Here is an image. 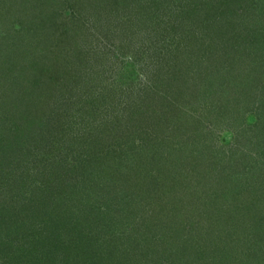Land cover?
Returning a JSON list of instances; mask_svg holds the SVG:
<instances>
[{
	"label": "trees",
	"instance_id": "obj_1",
	"mask_svg": "<svg viewBox=\"0 0 264 264\" xmlns=\"http://www.w3.org/2000/svg\"><path fill=\"white\" fill-rule=\"evenodd\" d=\"M38 1L44 8L54 10L47 19L50 24H56V9L71 8L74 34H82L83 25L95 28L99 24L107 30L114 23L115 31H108L106 37L113 39L118 35L124 40L118 43L119 47L129 49V54L134 55L133 61L127 64L134 66L136 61L142 62L140 76L136 71L129 75L113 74L112 67L110 76H106V69L110 71L106 56L113 42L103 47L83 38L77 39L69 52L72 56L85 57L77 66L82 65L87 72L74 71L76 57L69 56L70 60L62 63V69L60 65L57 69L50 66L31 69L28 72L31 78L25 77L27 67L20 69L16 81L27 80V85L34 84L37 88L40 80L42 85H49L56 79V88L49 92L43 89L41 95L60 103L58 112L54 109L56 120L71 123V118L81 113L84 120L80 130L91 123L94 132L102 135L116 127L108 121L110 113L132 117L136 125L131 129L134 135L129 136V125L123 128V134L130 140L128 143L137 148L132 150L133 157L125 149L119 151L118 146L90 161L73 152H60L59 159L45 158V155L41 159V150L21 153L24 142L29 137L35 139L31 127L19 128L11 138L0 135L3 147L14 152L4 154L0 163L5 169L0 170V264L110 263L113 249L93 246L99 237L81 229L78 238H73L64 229L72 207L79 201L89 218L102 213L100 207L96 212L91 205L94 192L97 193L95 186L111 197L114 189L121 190V199H113L111 205L109 213L113 218L116 213L120 218L125 216L124 220L132 223L134 231L143 225L146 230L154 227L155 234L149 230L150 236L146 234L144 239L149 241V251H155L156 243L161 242L167 245L162 254L171 257L176 253L178 264H264L263 0L255 6L261 11L255 18L232 14L231 7L241 8L244 0H0V44L16 38H20L19 43L24 42L21 32L25 25L22 21L12 22L11 12L20 7L26 15L29 4ZM79 7L83 10L78 13ZM219 9L223 16L204 17V12ZM39 22L37 17L32 20L37 26ZM182 26H191V29L180 31ZM72 30L63 34L67 38L66 41L60 39L61 46L67 44L68 35L74 36ZM64 31L67 30L61 32ZM75 37L76 34L73 41ZM44 40L45 50L49 52L53 47L51 52L57 53L56 40ZM12 55L8 50L0 53L1 69L8 74L14 68ZM49 59L46 57L48 62ZM15 64L18 65L19 60L16 59ZM101 65H104L102 69L95 70ZM89 69L92 71L88 72ZM93 85H96L94 89ZM88 88L92 90L89 92ZM86 91L92 98L84 103V108L79 107L70 115L69 111L76 107L73 94L87 95ZM256 94L261 96L254 105L259 112L258 121L252 127H241L239 119L250 111ZM37 104L38 100L31 101L30 111H27L31 112L32 106L36 109ZM6 108L5 116L0 115L3 132L8 130L5 123L10 120V114L16 116L21 112L17 107ZM28 118L22 119L31 120ZM223 125L239 127L228 150L218 146L215 138V128ZM64 131L67 134L68 127ZM38 135L42 149H48L49 137L45 139L47 135L42 128ZM57 159L58 165L54 163ZM33 163L52 169L56 165L58 171L53 174L48 170L51 175L44 173L42 179L36 178L32 172L38 167ZM28 164L33 166L32 170ZM7 166L13 169L7 170ZM78 169H85L81 177H77ZM124 178L125 184L121 186ZM98 183L104 189L97 186ZM153 208L156 210L152 219L147 212ZM191 210L197 213L190 216ZM232 219L237 226L241 220L246 225L239 226L241 232L235 238L230 237L233 233L230 231L222 236L216 230V220L228 224ZM131 234L128 236L133 238L139 233ZM55 237L60 244L55 245ZM130 245L133 250L142 246L141 243ZM51 247L59 252L51 255ZM64 253L66 258L62 257Z\"/></svg>",
	"mask_w": 264,
	"mask_h": 264
},
{
	"label": "rangeland",
	"instance_id": "obj_2",
	"mask_svg": "<svg viewBox=\"0 0 264 264\" xmlns=\"http://www.w3.org/2000/svg\"><path fill=\"white\" fill-rule=\"evenodd\" d=\"M31 1L33 2V0H31ZM261 1L262 0H244L243 6L241 8H239V7L235 8L234 6H232L231 12H232V14H241L240 17H242V14H243V17L252 15V17L255 18L257 15H259V13H257V12H261L260 9H255V6L258 3H261ZM13 2H14V0H13ZM263 2H264V0H263ZM11 4L13 5V3H11ZM28 8H29L28 14L25 15V14H22V12L20 11V7H18V8L15 7V9H13L14 11L11 12V15H13V16H11V18H10V20L12 22H21L22 21L21 23L25 25L24 31L21 32V33H24L23 37H22V40L24 42L19 43V41L21 42V40H19L20 38H16V39H13L12 42L10 39V41H8L6 44H0V53L3 50L12 51V54H13L12 57L15 59V63H16V59L19 60L18 65H16L14 63V66H13L14 68H13L11 74L4 72L0 66V101H1V103H0V115L5 116L3 111H4V109H7L6 107L10 108V106H12V108L17 107L16 109H19L21 111L19 113V115H16V116H14L12 114H10V116L8 115L9 116L8 118H10V120H8L5 123L6 124L5 126L8 130H6L4 132H3V130H0L1 138H5V137L11 138L12 135L15 134L19 128L31 127V129L34 132L35 139H34V137H32V138L29 137L28 141L24 142V143H26L23 146L25 148L23 150L21 148L22 152L21 151H19V152L24 153V151H28V150H31V151L41 150V152H40V155L42 157L41 159H44V155H45V158L50 157L51 159H53V158H58V155L60 158L61 157L60 152H62L63 154L68 153V152H71V153L73 152L74 154H78L82 158L90 161V160H93L95 157L98 158L104 152L106 153V152H110V150L111 151L114 150V148H116L118 146H120L119 151H121L122 149H125L133 157L134 151H132V150L137 148V145L132 146L131 144H129L128 142H130V140L128 139V137H126L125 134H123L124 133L123 128H125L126 125H129V126H127L129 131H131V129L133 130L134 127L136 126L132 117H127V116L125 117L121 113L118 114L117 112L115 114L110 113V115L108 116V121L114 123V125L116 127H113L112 131L110 129L107 130L102 135H101V133L98 134L97 132H94L95 130H93L94 127H93V124H91V123H86L87 127L81 128V130H80L79 128L81 127V125H80L81 121L84 120V118H82V116H81V113L77 112L73 118L70 117L71 123H68L65 121L61 122L59 120H56V117L54 116V109L56 111V109L60 106V103L57 102L55 99L53 100V98L49 99L48 95H41V93H43V89H45L46 92H49L52 89L56 88V86H55V84H56L55 80L56 79L51 81L49 85H44V84L42 85L41 80H40L39 83H36L37 88L36 87L34 88V84L28 83V85H27V80L20 81V82L16 81L15 76L20 71V69H23V68L26 69V67H27V69H26L27 71L25 73L26 78H31V76L28 72H30L31 69H35L39 66H46V67L50 66V67H52V69H57L58 66L60 65L61 69H62L64 66V65H62V63L66 62V61L68 62L70 59H68L67 57H69V56L70 57H76L74 59V63L76 64V65L74 64V67L76 68L74 71H79L80 73L87 72V69L83 68L82 65H80L79 67L77 66L80 63V60H84L85 57L74 56V55L72 56L71 52H69L70 48L75 47L74 42L76 43L77 39L79 41V40H82L83 38L88 39L89 43L90 42L93 44H96V43L99 44L100 43L101 46H103V47H105V46L108 47V46H110V43L113 42L112 46L109 47V49L111 51H109V54L106 56L107 57V59H106L107 63L110 64V67H109L110 71L108 69H106V71H108L106 76H108V77L110 76L112 70H113V74H114V72H117V73H121L123 75L124 74L129 75L130 73H132L131 71H136V72H138L137 74L140 76L139 72L141 69L140 67L142 65V62H140V60H139L138 62L136 61L134 63L135 64L134 66H129L127 63L133 61L132 56H134V55L129 54L130 53L129 49H121L119 47L118 43L124 42V40L123 39L120 40V38H118V35H115L113 37V39L111 38L112 36L110 38L106 37L108 31L109 32L115 31L114 23L109 25L107 30H105L104 27L102 28L103 25L100 26L99 24H96L95 28H93L91 25H85V26L83 25L81 27L82 34L75 33L76 37H75V41H73V37L75 36V34L73 33L74 29L73 30L71 29V28H74L73 20L71 19V17H72L71 8L69 9L67 7L62 6V7H60V9H56L58 11L57 16L54 17L55 18L54 22L56 24H50V21L47 20L48 16L51 15L52 12H54V10L52 11L50 9V7L44 8L43 5H41L38 1L37 3L29 4ZM81 8L82 7H79L77 9L78 13H79V11L83 10ZM212 9H214V7ZM220 10H222V9H219L218 11L213 10V12H212V10H210L209 12H204L205 13L204 17L205 18H212L215 15L216 16H220V15L223 16L224 14L220 13L221 12ZM225 12H226L225 14H227V11H225ZM34 17H37V19L40 21L39 25H38L39 27L37 26V24L36 25L32 24V20ZM51 20H53V19H51ZM62 29L67 30V31L61 32V31H63ZM182 29H188L189 30V29H191V26H182L180 31H182ZM71 30H72V33L74 34V36L72 34L68 35L67 44L65 42L61 46L59 44L60 39L62 40L66 37L63 34L65 32L68 33V31H71ZM1 32L2 31L0 30V34H1ZM43 38L44 39L50 38V40H52V39L56 40L57 47L59 46V48L57 49V53H56V51L51 52L52 49H54L53 47L50 48L51 51H49V52H47L45 50L47 48L42 42H46V41ZM58 38H59V40H58ZM66 38L64 39L65 41H66ZM37 43L39 45H37ZM115 43H116V45H114ZM113 45H114V48H113ZM43 46H45V47H43ZM137 47H138V45H137ZM25 53L28 56L27 59L25 58V55H26ZM55 53H56L55 57L54 56L51 57V55L55 54ZM18 54H20V55L25 54V55L20 56ZM63 54H64V58H62ZM16 57H18V58H16ZM46 57L50 58L49 62L47 61L48 59L46 60ZM108 57L110 60L109 62H108ZM103 66L104 65H101V66H99V68L97 67L95 70L102 69ZM111 67H112V70H111ZM74 71H72V73H74ZM91 71H92V69L88 70V72H91ZM50 74H52V73H50ZM135 75H136V73H135ZM135 75H134V77H135ZM112 76H114V75H112ZM43 77H44V74L42 75V78ZM141 77H143V76H141ZM40 78H41V76H40ZM90 79H92V78H90ZM60 80L61 79H58V81H60ZM87 80H89V79L87 78ZM237 81H238V79L236 80V82ZM65 82H67V81H65ZM256 84H254L252 87H250V90ZM13 85L15 87H13ZM95 86L96 85H93V89L95 88ZM86 88H87V86H86ZM10 89H12V91H10ZM245 89L246 88H243V90H245ZM88 90H89V88H88ZM90 90H92V89H90ZM90 90H89V92H90ZM247 90H249V89H247ZM17 93H18V95H17ZM34 93H36L38 95H35ZM86 93H87V95L86 94H73L72 93L74 95L72 97L74 98V102H76L75 103L76 107L74 110L69 111L70 115L74 114V112L76 111L77 108H79V107L84 108V103L89 102V97L92 98L91 97L92 94H88V91H86ZM246 95H248V91H246ZM24 97L27 98L25 102H22L21 100L19 101V99H23ZM56 97H58V94L56 95ZM231 97H233V96H231ZM35 100H38V104L36 106V109L34 108V106H32V111L28 112V111H30L29 105L31 104V101H35ZM254 100H255L254 101L255 103L252 102L249 106L251 108L250 111L247 112V114L243 115L239 119L240 120L239 123L241 124V127L242 126L243 127H252L258 121L259 112H257L255 110L257 108L254 107V105L256 106L257 100L258 101L261 100L260 94H256V98L254 96ZM87 106L88 105H86V107ZM89 106H90V104H89ZM56 112H58V111H56ZM26 116H28L29 117L28 119H31V120L27 121L26 119H22ZM0 119H1V116H0ZM24 120H26V121H24ZM224 120H227V119H224ZM0 126L3 127V122H0ZM224 126H226V125L215 128V138L217 139L218 146L223 147L225 150L226 149L228 150L231 148V145L233 144V141L235 139V134L237 133V131H239V127L228 128V127H224ZM67 127H68V132L66 134L64 130ZM41 128L43 129L44 135L45 136L47 135V137L45 139H47L49 137L48 142L50 143V145H49L48 149H46V150L42 149L43 145L41 144L40 139H39L40 136L38 135ZM127 128H125V129H127ZM10 130H11V132H10ZM132 133L133 132L131 131L129 136H131ZM133 135H134V133H133ZM124 142H125V144H121ZM3 144H4V142L1 141L0 142V163L3 162V161H1V160H3V158H1V157H5L7 155L14 153L11 148L8 151L5 147H3ZM61 146L63 148L65 147V148L62 149ZM110 147H112V149ZM13 149H15V147H13ZM91 150H92L91 155L90 154L87 155ZM3 151H5V152H3ZM2 152H3V154H2ZM98 153H99V155H98ZM4 154H5V156H3ZM72 156H76V155H72ZM58 159L54 163L57 164ZM29 165L30 164H28V166ZM33 165L36 168L37 167L38 168L34 169L33 170L34 172H32V174L34 175V177L40 178V179H42L43 176H41V175L42 174L44 175V173L51 171L53 174H56V172L58 171V169H56V165L53 166V169L50 166L47 167L46 165L43 166L42 164L40 166V164L38 165L37 163H33ZM86 165H87V163H86ZM29 167L31 168V170L33 169L32 168L33 166H29ZM44 168L46 169V171H44ZM78 168H79V166H78ZM9 169L11 170L13 168L12 167L9 168V166H7V170H9ZM0 170H5V169H3V167L0 165ZM84 170L82 169V171H80L78 169L77 177L79 175L81 177V175L83 174L82 172H84ZM47 174H48V176L51 175L49 173H47ZM122 180L123 181H122V183L120 182V184H121V186H124V184H125L124 181H126V179L124 178ZM53 186H56V185H53ZM97 186H100L101 189L103 188L102 184L98 183ZM94 190H96L97 193L95 195V192H94V198L91 197L92 198L91 205H92L94 211H96V212H97V209H99V207H100L99 210L102 211V213L92 214L90 217L91 219H90L88 216H86L84 214L83 210L85 207L83 206L82 202H80V201L77 202V204H75L76 206L72 207V210H71L72 215H71L70 219L68 220L67 225L64 228L67 231L68 235H70L73 238L77 237V236H79V234L81 232L80 230L85 229L86 231H89V233L88 232H86V233L96 235L97 237L100 238V240L103 239L105 242H102L99 240L97 242H94L93 246L95 248L106 247V250L108 249V247L113 249V251H112L113 253L111 255L112 260L110 263L107 262V264H152L153 261H156V264H178L179 263L177 260V257H175L176 253L174 254V256L172 255L173 254L172 253L171 257L168 256L167 253L162 254L165 251L164 249H166L167 245L162 244L161 242L156 243L157 246H156L155 251H151V250L149 251V247L147 244L149 241L144 240V239L146 238L147 235H149V230H150L151 234L152 233H153V235L155 234L156 230L154 229V227L152 228V226L149 225V226H151V228L146 230L144 228V225H143V226H140L139 229L134 231L132 228V223H129V222L126 223L127 221L124 220L125 216L120 218V215L118 216V213H116V212H115L116 213L115 218H113L111 216V213H109L110 209H111V205L113 204V202L115 200L121 199L120 198L121 197V195H120L121 190L120 189H118V188H116V190L114 189L113 190L114 195L110 194V195H112V197L103 193L100 189L96 188V186H95ZM97 197H99V198L103 197V198L97 199ZM113 199H115V200H113ZM186 199H188V198H186ZM156 203H158V202H156ZM178 203L179 202H177V204ZM167 204H165L166 207H169ZM202 205L203 204H201L199 206H202ZM154 210H156V209L153 208V210L147 212V215L151 216L152 219L155 217V214H154L155 211ZM169 212H171V211H169ZM196 213H197L196 211L191 210L189 215L192 216V214H196ZM162 215L160 214L159 216L163 217ZM230 216H232V215H230ZM146 218H148V217L146 216ZM163 218H166V217H163ZM232 220L228 224H226L227 222H225V221H222L221 223H219L220 221L216 220V225H217V226L215 225V227L217 228L216 230H219L220 232L219 231L218 232L222 236L227 234L228 231H230L231 233L233 232L232 236H230L231 234L229 236L231 238H233V237L235 238V235L237 233L241 232L240 231L241 228H239V226L242 225L244 227L246 225V223L241 220L237 226L236 220H234V219H232ZM87 221H89L88 224H87ZM211 221H213V222H211V224L213 225L214 220L212 219ZM206 222H207V225H209L208 221H206ZM236 226H237V228H236ZM64 229H62V230L64 231ZM153 230H155V232H153ZM63 231H60V233H65ZM131 232H137L139 234H137V237L135 235L132 238V236L131 237L128 236L129 234L132 235ZM31 237L29 236V238H31ZM151 237H153V236L151 235ZM31 239L36 240L33 237ZM55 240H54L55 245L60 244V243H58L59 238L55 237ZM157 240L159 241L160 237L157 236ZM144 241H146V242H144ZM135 243H141L142 246L140 247V245H139L138 250L137 249L133 250V247L130 244L133 245ZM235 246L239 252V248H238V245L236 244V242H235ZM231 248L234 249V247H232V246H231ZM50 250H52V252H53V253H51V255L56 254L55 252H57V253L59 252L57 249H54L52 247ZM65 253H68V251H66ZM65 253L62 256L64 258H66ZM32 256H36V255H32ZM37 257L40 258L39 254L36 256V258ZM59 257H60V255H59ZM107 257H108V255H107ZM38 258H37V260H38ZM33 260H35V257ZM34 264H38V263L34 262ZM89 264H92V263L89 262Z\"/></svg>",
	"mask_w": 264,
	"mask_h": 264
}]
</instances>
